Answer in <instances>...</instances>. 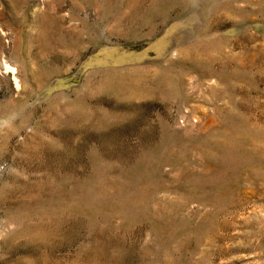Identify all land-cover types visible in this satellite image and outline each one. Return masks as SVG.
Instances as JSON below:
<instances>
[{
    "label": "rangeland",
    "instance_id": "1",
    "mask_svg": "<svg viewBox=\"0 0 264 264\" xmlns=\"http://www.w3.org/2000/svg\"><path fill=\"white\" fill-rule=\"evenodd\" d=\"M0 264H264V0H0Z\"/></svg>",
    "mask_w": 264,
    "mask_h": 264
}]
</instances>
